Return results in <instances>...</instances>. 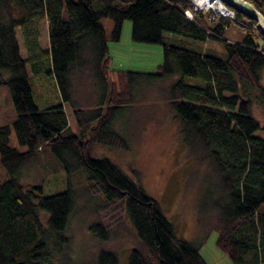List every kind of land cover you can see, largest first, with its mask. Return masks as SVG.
Segmentation results:
<instances>
[{
    "label": "trees",
    "instance_id": "1",
    "mask_svg": "<svg viewBox=\"0 0 264 264\" xmlns=\"http://www.w3.org/2000/svg\"><path fill=\"white\" fill-rule=\"evenodd\" d=\"M245 1L264 17V0ZM229 9L231 18L197 12L189 20L190 0H0V88L7 87L15 112L11 123L0 125V264H71L64 234L75 205L71 189L42 196L40 185H23L18 177L46 150L68 175L81 169L107 204H119L126 213L136 238L126 264H206L196 246L175 235L139 184L111 161L89 156L94 143L124 148L112 122L130 101L132 86L173 76L169 106L180 138L220 184L215 245L232 264H264V138L256 135L264 133V35L254 28L255 20ZM103 19L112 23L108 36ZM42 21L49 32L46 49L38 44ZM124 21L132 42L161 47L154 73L110 70L107 41L119 40ZM230 25L244 32L241 41L223 37ZM205 41L223 51H205ZM27 66L36 75L47 69L60 102L35 105ZM83 74L104 92L103 111L76 106L72 78ZM252 98L263 109L261 124ZM65 105L80 136L67 133ZM12 132L25 151L9 146ZM88 229L97 242L108 240L101 223ZM94 264H118L117 256L100 248Z\"/></svg>",
    "mask_w": 264,
    "mask_h": 264
},
{
    "label": "rangeland",
    "instance_id": "2",
    "mask_svg": "<svg viewBox=\"0 0 264 264\" xmlns=\"http://www.w3.org/2000/svg\"><path fill=\"white\" fill-rule=\"evenodd\" d=\"M216 16L231 18L218 14ZM261 16L263 17L262 14ZM100 23L108 36L111 21L103 19ZM256 24L254 28L260 31ZM48 33L47 22H40L38 44L41 49L48 47ZM244 35L242 30L230 25L225 29L223 37L230 43L241 41ZM17 37L18 40L21 39L18 32ZM201 46L205 51L216 54L223 51L215 42L205 41ZM107 51L109 68L116 73H154L162 61L159 45L131 41L129 21L123 22L117 42L107 41ZM20 55L25 57L21 43ZM26 71L34 103L39 109L60 101L47 69L37 75L31 72L29 66ZM86 74L72 78L74 102L83 111L97 108L103 111L105 105L101 100L104 92ZM110 79L114 81V75L111 74ZM175 80L176 77L173 76L143 81L132 86L130 103L120 107L112 122V129L121 137L124 148L94 143L90 147L89 156L92 159L105 158L111 161L127 178L139 184L157 202L161 213L171 223L175 235L196 246L206 264H232L215 245L216 231L213 227L221 197L218 179L204 163L188 152L178 133V122L172 118L169 102ZM187 81L194 82L191 79ZM260 83L263 85L264 81L261 80ZM250 95L255 96V92ZM252 100L253 116L261 124L263 109L254 98ZM64 112L67 133L80 136L72 109L65 105ZM14 117L9 91L7 87H1L0 125L11 123ZM256 135L264 138V133L260 131ZM83 136L85 139L88 135L84 133ZM14 138L12 132L9 146L20 152L25 151L26 147L20 146ZM37 156L20 170L18 177L23 185H40L42 196L64 192L68 189L67 186L71 189L74 211L64 230L69 240L67 255L70 263L94 264L98 250L105 248L116 254L118 264H126L128 252L135 246L136 238L121 206L107 204L81 169L72 170L68 175L53 153L40 151ZM3 177L0 170V181ZM40 220L45 225L42 212ZM94 222L101 223L108 232L106 242H97L92 237L88 227Z\"/></svg>",
    "mask_w": 264,
    "mask_h": 264
},
{
    "label": "built area",
    "instance_id": "3",
    "mask_svg": "<svg viewBox=\"0 0 264 264\" xmlns=\"http://www.w3.org/2000/svg\"><path fill=\"white\" fill-rule=\"evenodd\" d=\"M221 4V0H217ZM191 2V10L185 11V15L189 20H191L194 13L197 14V12L200 13H212L214 15H224L226 17H232L233 12L230 10H226L223 8L221 4V8H218V5L216 6V0H190ZM217 13V14H215Z\"/></svg>",
    "mask_w": 264,
    "mask_h": 264
},
{
    "label": "bare ground",
    "instance_id": "4",
    "mask_svg": "<svg viewBox=\"0 0 264 264\" xmlns=\"http://www.w3.org/2000/svg\"><path fill=\"white\" fill-rule=\"evenodd\" d=\"M233 4L236 5L238 8L244 10L247 13L253 14L256 17V22L259 26V28L264 32V19L261 16V14L259 13V11H257L255 9L254 6H252V8H247L244 6L243 4V0H232ZM216 6L218 5L219 9H222L221 7L223 6V8H225L226 10H230L228 4H226L225 2H223V0H221V4L219 3V1L216 0ZM231 11V10H230Z\"/></svg>",
    "mask_w": 264,
    "mask_h": 264
},
{
    "label": "water",
    "instance_id": "5",
    "mask_svg": "<svg viewBox=\"0 0 264 264\" xmlns=\"http://www.w3.org/2000/svg\"><path fill=\"white\" fill-rule=\"evenodd\" d=\"M223 2H225L226 4H228L230 7L234 8L235 10H237L239 13L245 15L246 17H248L250 19H253V20H256V17L253 14L247 13L244 10L238 8L236 5L233 4L232 0H223ZM243 4L247 8H252V5L250 3L244 1V0H243ZM256 27L258 29H260L259 26H258V24H256ZM260 31H262V30L260 29ZM262 33L264 34L263 31H262Z\"/></svg>",
    "mask_w": 264,
    "mask_h": 264
},
{
    "label": "crops",
    "instance_id": "6",
    "mask_svg": "<svg viewBox=\"0 0 264 264\" xmlns=\"http://www.w3.org/2000/svg\"><path fill=\"white\" fill-rule=\"evenodd\" d=\"M60 102V101H59Z\"/></svg>",
    "mask_w": 264,
    "mask_h": 264
}]
</instances>
